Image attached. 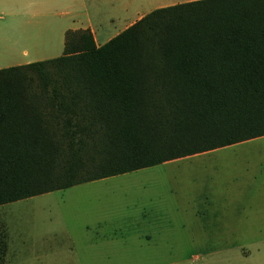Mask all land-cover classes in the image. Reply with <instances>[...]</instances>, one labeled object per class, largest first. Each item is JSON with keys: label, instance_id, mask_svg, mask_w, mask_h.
Instances as JSON below:
<instances>
[{"label": "trees", "instance_id": "obj_1", "mask_svg": "<svg viewBox=\"0 0 264 264\" xmlns=\"http://www.w3.org/2000/svg\"><path fill=\"white\" fill-rule=\"evenodd\" d=\"M261 135L264 0L157 6L102 44L68 28L0 67V204Z\"/></svg>", "mask_w": 264, "mask_h": 264}, {"label": "rangeland", "instance_id": "obj_2", "mask_svg": "<svg viewBox=\"0 0 264 264\" xmlns=\"http://www.w3.org/2000/svg\"><path fill=\"white\" fill-rule=\"evenodd\" d=\"M182 0H0L4 37L99 42ZM16 59V57H13ZM0 264H264V135L0 204Z\"/></svg>", "mask_w": 264, "mask_h": 264}, {"label": "crops", "instance_id": "obj_3", "mask_svg": "<svg viewBox=\"0 0 264 264\" xmlns=\"http://www.w3.org/2000/svg\"><path fill=\"white\" fill-rule=\"evenodd\" d=\"M127 25L128 24H126L125 27ZM65 27H66L65 29L87 28V27L90 28L91 31L93 32L96 44H102L111 37L109 36L108 38H104V40H101V42H99L97 39L96 29L93 23H91V21H88L87 24H84L82 26L67 24V26ZM1 31H2V27L0 26V67L34 61L35 60L34 58H29V57L40 53H47L48 52L47 50H51V42L50 40H46L45 38L38 41L36 37H30L28 35V37H24L23 42H20L18 39H14L11 37H4ZM14 56L16 57V59L13 58Z\"/></svg>", "mask_w": 264, "mask_h": 264}]
</instances>
